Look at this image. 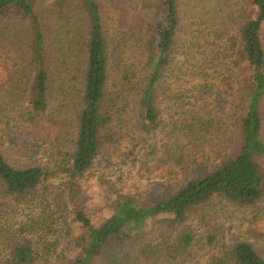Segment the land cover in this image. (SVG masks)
<instances>
[{
  "label": "trees",
  "instance_id": "1",
  "mask_svg": "<svg viewBox=\"0 0 264 264\" xmlns=\"http://www.w3.org/2000/svg\"><path fill=\"white\" fill-rule=\"evenodd\" d=\"M44 1L0 0V17L16 11L32 33L28 100L19 109L13 106L14 120L28 129L48 116L52 88L47 54L48 46L56 47L60 61L76 82L68 94L77 98L76 140L72 150L57 147L52 155L55 158L46 166L16 168L0 149V196L4 199H24L40 186L56 182L68 185L69 196L75 200L77 180L90 170L102 148L117 144L129 132L151 134L165 127V99H173L187 85H191L192 96L173 132L190 137L201 132L202 136L213 132L215 125L234 119L240 134L233 152L218 163L201 162L180 187L155 202L140 203L133 196H121L98 223L78 207L73 221L82 234L76 245L74 238L71 241L77 254L70 264H98L111 244L123 249L134 246L152 221L183 226L196 208L217 196L240 206H252L263 199L264 171L259 161H264V0H250L253 10L240 18L238 12L222 7L226 4L223 1L210 6L213 0H201L203 9L198 0H191L184 10L183 0H153L145 11L136 12L133 27L129 21L132 9L123 10V20L115 30L119 43L112 52V34L98 0H53L42 19L38 11ZM184 13L192 20L191 26L201 27L195 30L197 36L190 35L195 45L203 47L202 39L213 47L202 60L193 55L176 70ZM45 20L55 29L56 36L50 42ZM130 32L141 50L139 62L131 65L122 53ZM66 88L63 83L61 90ZM6 94L11 99L10 92ZM193 239L190 233L180 235L170 253L178 257L191 247ZM208 241L214 243L211 236ZM143 255L149 256L146 252ZM126 260L131 262L128 257ZM0 264L41 262L29 243H21ZM206 264H264V258L251 244L238 242L224 245Z\"/></svg>",
  "mask_w": 264,
  "mask_h": 264
},
{
  "label": "rangeland",
  "instance_id": "2",
  "mask_svg": "<svg viewBox=\"0 0 264 264\" xmlns=\"http://www.w3.org/2000/svg\"><path fill=\"white\" fill-rule=\"evenodd\" d=\"M53 0H45L40 11ZM101 3L105 23L112 34L110 51H116L119 34L115 30L123 20V10H131V26L139 11H145L153 0H98ZM191 0H183L188 10ZM200 8L201 0H198ZM222 7L238 12L237 16H249L250 0H213ZM137 3V7L135 4ZM255 17V16H253ZM191 20V19H190ZM187 13L183 17V33L178 46V67L193 55L202 60L212 45L201 46L191 39L197 36L200 27L191 26ZM48 42L53 41L55 29L49 26ZM199 24V23H198ZM51 31L53 32L51 34ZM32 33L26 20L16 11L0 17V149L7 161L16 168L46 166L52 163L57 147L72 150L77 135L76 97L72 88L76 82L69 76L56 47L48 46V68L51 75V105L48 116L39 125L28 129L25 124L15 122L13 106L28 100L30 75V43ZM123 58L128 64L138 63L140 52L130 32L126 37ZM118 52L113 56L117 58ZM76 73V72H75ZM80 76L78 73H76ZM65 84L66 89L61 90ZM191 85L178 90L173 99H165L166 126L157 132H129L117 144L105 145L93 166L77 180L78 197L71 198L68 185L46 183L32 195L14 201L0 196V261H6L17 244L29 243L40 255L41 264H70L77 251L75 245L82 234L74 223L75 210L81 207L93 223L107 217L114 203L121 196H133L140 203H152L166 192L180 187L192 176V168L201 162L218 163L227 153L233 152L240 142L234 119L215 125L211 133L197 132L196 137L173 132V127L183 119L185 104L189 102ZM6 91L10 92L11 99ZM13 95L17 98L13 99ZM200 95H198V98ZM9 101L11 105L9 106ZM183 105H182V103ZM181 104L182 107L176 105ZM5 115H7L5 117ZM264 120V100L262 103ZM4 116V117H3ZM11 120L7 125V120ZM180 121V122H178ZM19 124V125H18ZM15 125H18L15 127ZM13 131V132H12ZM264 142V130L261 136ZM264 171V161H259ZM74 200V201H72ZM22 226V227H21ZM184 233L193 235V243L184 253L173 257L170 248ZM214 239L210 244L209 237ZM238 242L251 244L264 258V197L255 205L240 206L223 197H215L204 206L196 208L183 226L168 227L155 220L148 224L144 236L127 249L119 244L110 245L108 252L98 264H206L224 245ZM148 253L149 256L143 255ZM127 257L131 260L128 262Z\"/></svg>",
  "mask_w": 264,
  "mask_h": 264
}]
</instances>
